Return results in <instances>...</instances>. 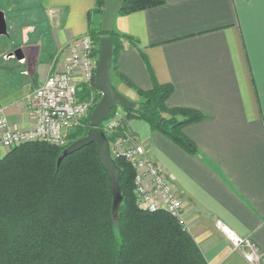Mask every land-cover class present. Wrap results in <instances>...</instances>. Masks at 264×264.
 Returning <instances> with one entry per match:
<instances>
[{"label":"crops","instance_id":"0c3cea01","mask_svg":"<svg viewBox=\"0 0 264 264\" xmlns=\"http://www.w3.org/2000/svg\"><path fill=\"white\" fill-rule=\"evenodd\" d=\"M164 1L116 18L114 31L133 42L124 40L111 81L135 104L138 90L172 85L169 108L205 116L184 129L195 156L144 121L127 126L185 200L184 227L207 263L248 264L215 224L250 238L264 258V0ZM37 3L31 23L15 31L7 24L0 36V117L16 130L34 125L36 90L101 24L98 0ZM94 93L83 88L78 98Z\"/></svg>","mask_w":264,"mask_h":264},{"label":"trees","instance_id":"16d2710c","mask_svg":"<svg viewBox=\"0 0 264 264\" xmlns=\"http://www.w3.org/2000/svg\"><path fill=\"white\" fill-rule=\"evenodd\" d=\"M164 4V0H128L119 16ZM98 7L96 13L102 15V0ZM90 36L98 44L105 34L91 26ZM109 37L114 41L113 72L124 40L133 41L115 31ZM92 89L99 102L102 94L95 82ZM137 92L142 101L126 111V123L144 121L152 131L197 155L198 147L184 129L205 116L193 109L169 108L172 85L155 83L152 90ZM96 105L67 139L87 135ZM107 137L110 143L114 139ZM71 144L28 143L0 159V264H208L183 223L165 212L139 209L135 171L127 161L115 160L121 170V204L116 209L95 144L64 157L58 165Z\"/></svg>","mask_w":264,"mask_h":264},{"label":"built area","instance_id":"2783aa9c","mask_svg":"<svg viewBox=\"0 0 264 264\" xmlns=\"http://www.w3.org/2000/svg\"><path fill=\"white\" fill-rule=\"evenodd\" d=\"M98 64V44L91 36L76 40L67 51L63 69L50 75L36 90L32 103L34 125L26 130L13 129L0 117V153L28 143H48L66 147L67 132L86 119L97 104V96L87 101L78 98L83 88L91 89ZM126 111L117 108L101 129L114 139L113 159L127 161L135 171V196L139 209L165 212L183 223L185 200L178 197L177 188L164 171L149 158L145 145L126 127ZM216 228L235 251L243 253L248 264H263L264 258L250 238L237 235L224 222Z\"/></svg>","mask_w":264,"mask_h":264},{"label":"water","instance_id":"95a60500","mask_svg":"<svg viewBox=\"0 0 264 264\" xmlns=\"http://www.w3.org/2000/svg\"><path fill=\"white\" fill-rule=\"evenodd\" d=\"M104 9L101 15L100 28L105 36L98 42V64L95 75V86L101 92L102 98L90 116L91 129L87 135L66 148L58 161L60 165L64 157L80 151L86 146L96 145V153L108 174L111 192L114 196V209L121 204L120 178L121 170L111 154V144L101 125L111 117L117 108L132 111L136 104L120 94L111 81L114 41L109 35L114 32L116 18L122 12L123 5L128 0H102ZM7 35V23L4 12L0 11V36Z\"/></svg>","mask_w":264,"mask_h":264},{"label":"rangeland","instance_id":"374dc122","mask_svg":"<svg viewBox=\"0 0 264 264\" xmlns=\"http://www.w3.org/2000/svg\"><path fill=\"white\" fill-rule=\"evenodd\" d=\"M37 6H38L37 0H0V8L4 10L3 12L5 13V16L7 18L6 19L7 24L9 26L12 25L13 27L12 30L14 31L20 28L21 26H23L24 24H29L32 22V13H38L36 12V9H35ZM94 96L96 97L97 94L95 93ZM141 101H142V98H141ZM83 121H81L77 125H74L67 132V136L73 134L78 128H80L83 124ZM77 140H72V139H69L68 137L67 142L68 144L70 143L73 144ZM12 150L13 149L1 152L0 157L3 158L5 155H7ZM134 193H135V189H134Z\"/></svg>","mask_w":264,"mask_h":264}]
</instances>
